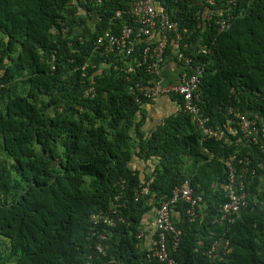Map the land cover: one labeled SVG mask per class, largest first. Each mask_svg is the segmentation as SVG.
Listing matches in <instances>:
<instances>
[{
  "label": "trees",
  "instance_id": "obj_1",
  "mask_svg": "<svg viewBox=\"0 0 264 264\" xmlns=\"http://www.w3.org/2000/svg\"><path fill=\"white\" fill-rule=\"evenodd\" d=\"M159 2L182 35L178 48L175 32H167L163 68L179 62L180 50L205 64L199 92L208 125L231 120L232 104L264 119V0ZM128 6L129 0H0V264H167L149 256L158 232L144 222L187 179L203 200L194 217L189 203L170 204L180 230L178 246H170L176 260L264 264V151L237 138L204 139L175 94L169 96L178 108L149 125L156 109L145 104L152 101L130 91L149 81L146 64H138L149 39L130 57H107L93 46L105 30L132 23L129 13L116 17ZM221 18L230 22L224 30ZM150 38L157 43L160 36ZM206 43L213 53L200 54ZM92 86L95 94H86ZM232 154L244 160L240 172L249 169L250 204L232 223L218 224L228 200L223 160ZM142 186L150 194L136 201ZM111 207L116 225L95 224L92 216ZM223 235L230 251L213 250Z\"/></svg>",
  "mask_w": 264,
  "mask_h": 264
},
{
  "label": "built area",
  "instance_id": "obj_2",
  "mask_svg": "<svg viewBox=\"0 0 264 264\" xmlns=\"http://www.w3.org/2000/svg\"><path fill=\"white\" fill-rule=\"evenodd\" d=\"M208 1L210 3L215 2V0ZM226 1L228 4H236L238 0ZM127 13L131 16L132 23L123 25L119 32L116 33L111 32L110 29L105 30L97 36L93 46L94 51L107 54V57L112 53L130 57L142 42L151 39L143 50L142 60L138 62L139 65H142V62L146 64L147 74L151 78L148 82H135L130 86L131 92L136 97H139L138 92H141L144 97L150 100H157L161 95L175 94L180 96L183 99L184 112L189 114L192 120L202 128L204 139L229 140L237 138L239 142H249L264 151V119L258 120L257 118L249 117L242 112L238 104H232L229 107L231 120L216 126L208 125L210 120L200 106L201 93L199 92V86L205 72L204 63L194 61L183 50H180L178 52V60L182 65V69L178 79L170 82L164 81L161 69L165 61V51L169 41L167 32H175L176 46L178 48H180L179 41L182 38L179 22L174 19L173 13L163 8L159 0H129V6L126 9L116 11V17L120 18ZM226 13L228 18H231L230 11L227 10ZM198 14L200 17L201 11ZM211 15H213V12L208 11V18H211ZM216 22L220 30H224L230 25L229 20L226 18H221L216 20ZM154 33L160 36L157 43H153V39L150 38L153 37ZM181 46L186 49L188 44L183 43ZM213 51L208 43L203 44L198 49L200 54H211ZM131 69L130 67L128 71H131ZM2 87L3 84L0 82V90ZM86 94L94 95L95 88L93 86L90 87ZM245 161L248 163V158ZM223 162L228 170V177L222 183V187L228 200L221 208L220 217L214 220L218 224L232 223L235 219V214L242 207L250 204L248 192L246 191V174L249 169L242 167V172H240L237 166V163H243L244 160L234 154L227 156ZM252 172L254 174L255 170ZM149 194V187L142 186L136 192L135 200L138 201ZM178 200L189 203V212L194 217L196 215V207L202 202L203 197L196 195L190 181L186 180L182 186L173 190L170 200L155 207V218L150 227L155 232H158V242L156 249L149 256L156 257L167 264H180L170 250L171 245L175 249L179 243L180 230L175 226L170 211V204ZM117 211L116 207L101 210L92 216V220L95 224L102 222L105 226L114 227L118 221ZM100 238L105 239V235L102 233ZM220 246L225 251H230V240L224 235L214 240L212 248L215 250ZM97 249L101 252L104 251L102 244H98Z\"/></svg>",
  "mask_w": 264,
  "mask_h": 264
},
{
  "label": "crops",
  "instance_id": "obj_3",
  "mask_svg": "<svg viewBox=\"0 0 264 264\" xmlns=\"http://www.w3.org/2000/svg\"><path fill=\"white\" fill-rule=\"evenodd\" d=\"M151 40V39H149ZM148 40V41H149ZM171 59V58H169ZM182 69V66L179 62L175 61V60H170V61H166L164 68L162 70V76L163 79L165 81H174L179 77V73ZM146 107L150 108V107H154L156 110H150L148 115L149 118H151L150 116H152V123L149 120V124L150 126H154L153 124L158 123L161 118L160 115L161 113H171L173 112L175 109L178 108V104L173 101L169 96H164L162 97V99L158 102H152V103H148L145 104ZM139 161H141L139 159ZM135 165L137 164L136 162L134 163ZM133 164V165H134ZM141 165V164H140ZM142 171V170H141ZM155 218V209L153 212H150L148 215V218H146L145 222H144V226L147 228L146 230L150 231V233H153L148 227L151 226V224L153 223Z\"/></svg>",
  "mask_w": 264,
  "mask_h": 264
},
{
  "label": "clouds",
  "instance_id": "obj_4",
  "mask_svg": "<svg viewBox=\"0 0 264 264\" xmlns=\"http://www.w3.org/2000/svg\"><path fill=\"white\" fill-rule=\"evenodd\" d=\"M178 58V57H177ZM165 59H166V55H165ZM179 61V60H178ZM180 63V62H179ZM181 64V63H180ZM182 66V65H181ZM132 68V67H131ZM162 70H163V65H162V69H161V75H162ZM180 73H181V71H180ZM180 73H179V75H180ZM148 75V74H147ZM148 77H149V80H150V76L148 75ZM163 77V76H162ZM178 79V78H177ZM165 81V80H164ZM165 82H170V81H165ZM3 84V83H2ZM133 85V84H132ZM3 86H4V84H3ZM3 88V87H2ZM131 91V90H130ZM164 96H169V95H161L157 100H150V101H152V102H159L161 99H162V97H164ZM170 97V96H169ZM178 97H180V96H178ZM182 101H183V99H182ZM232 155H234V154H232ZM237 155V154H236ZM238 156V155H237ZM239 158V157H238ZM188 180V179H187Z\"/></svg>",
  "mask_w": 264,
  "mask_h": 264
}]
</instances>
